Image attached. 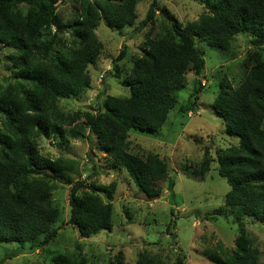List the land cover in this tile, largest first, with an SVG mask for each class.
I'll return each mask as SVG.
<instances>
[{"label":"trees","instance_id":"obj_1","mask_svg":"<svg viewBox=\"0 0 264 264\" xmlns=\"http://www.w3.org/2000/svg\"><path fill=\"white\" fill-rule=\"evenodd\" d=\"M64 1L0 0V42L12 49L8 60L14 79L7 87L0 85V243L20 244L8 251L0 264L23 253L27 244L44 248L57 236L55 225L61 209L53 199V189L58 183L69 186L67 224L76 227L80 236L91 237L114 228L116 184L98 186L79 177L73 180L71 174L81 173L78 160L44 154L39 142L43 136L54 135L68 142L89 128L111 167L125 169L148 199L161 196L163 181L174 196L176 182L168 159L132 152L130 131L160 133L191 72L199 84L180 111L193 112L203 87L199 76L206 65L196 39L229 49L241 33L251 36L255 47L251 53L256 57L250 55L249 70L237 86L228 79L221 83L213 107L224 119L227 133L240 138V146L221 159L219 173L230 184L225 203L240 220L242 233L236 248H225L224 256L215 258L214 263L260 264L243 223L244 217L264 222V0H194L207 10L195 30L183 26L167 10L177 22H172V30L163 36L147 39V48L125 75L130 94L109 96L96 112L83 114L79 110L66 113L60 99L78 96L92 86L89 66L96 63L102 48L96 32L100 22L119 29L133 26L140 0H81L79 17L68 24L73 37L71 59L56 51L60 42H66L61 38L66 26L58 15V6ZM160 1H151L140 29L153 21L161 9ZM114 68L117 76V63ZM206 165L202 163V174H206ZM85 189L91 192L82 193ZM101 191L108 200L98 193ZM176 224L172 219L168 227ZM147 253H142L136 264H165ZM53 261L87 263L81 253L59 255ZM106 264H126L124 251L119 250ZM176 264H184L183 258H177Z\"/></svg>","mask_w":264,"mask_h":264},{"label":"rangeland","instance_id":"obj_2","mask_svg":"<svg viewBox=\"0 0 264 264\" xmlns=\"http://www.w3.org/2000/svg\"><path fill=\"white\" fill-rule=\"evenodd\" d=\"M151 1H139L138 17L133 26L119 29L110 27L104 20L100 22L96 32L102 48L96 63L89 66L92 86L78 96L60 99L63 111L96 112L97 106H101L107 97L130 94L125 75L147 48V39L172 30V21L164 16L163 8L192 30L207 13L205 5L194 0H161V9L153 21L140 29ZM80 4L81 0H65L58 6L59 19L66 26L61 38L66 42H60L56 51L65 59L72 57L73 37L68 24L79 17ZM196 41L206 65L199 76L203 87L197 95L194 111L189 114L180 111L199 84L191 72L186 78V86L177 92L178 103L160 133L130 131L132 152L168 159L176 182L174 196L167 189V181H163L160 183L161 196L148 199L125 169L111 167L109 157H105L97 137L89 128L80 138L70 137L68 142H61L54 135L43 136L39 142L44 154L54 159L70 157L78 160L81 173L80 176L71 174L73 180L79 177L98 186L116 184L112 200L115 225L112 231L102 230L86 238L80 236L76 227L67 224L69 186L58 183L53 189V199L61 209L60 220L55 225L57 236L44 248H30L27 244L23 253L5 259L3 264H54L53 259L59 255L80 253L86 258V264H106L119 250L124 251L126 264H136L144 252L160 257L165 264H176L179 257L183 258L184 264H215L214 259L223 257L225 248H236V240L242 233L240 220L233 209L226 206L230 184L219 170L221 159L240 146V138L227 133L224 119L215 112L213 104L225 79L237 86L245 78L250 55L256 57L251 53L255 47L251 36L244 33L233 38L229 49L210 46L199 39ZM123 50L125 53L120 59ZM11 51L0 42V85L3 87L14 81L10 77L12 68L8 60ZM115 63L120 70L117 76L113 74ZM80 120H85L84 115ZM206 162L204 175L202 163ZM85 192L91 191L85 189L82 193ZM98 193L107 199L103 191ZM172 219L177 224L169 228ZM243 224L250 246L255 249L260 264H264V222L244 217ZM19 245L16 242L0 243V260Z\"/></svg>","mask_w":264,"mask_h":264},{"label":"water","instance_id":"obj_3","mask_svg":"<svg viewBox=\"0 0 264 264\" xmlns=\"http://www.w3.org/2000/svg\"><path fill=\"white\" fill-rule=\"evenodd\" d=\"M162 13L164 14V16L169 20V21H172L174 23L177 22L176 18L174 16H171L170 13L166 10V9H163L162 10Z\"/></svg>","mask_w":264,"mask_h":264}]
</instances>
